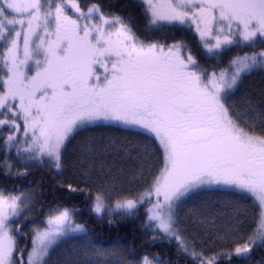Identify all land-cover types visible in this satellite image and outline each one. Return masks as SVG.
I'll return each instance as SVG.
<instances>
[{"label":"snow or ice","instance_id":"1","mask_svg":"<svg viewBox=\"0 0 264 264\" xmlns=\"http://www.w3.org/2000/svg\"><path fill=\"white\" fill-rule=\"evenodd\" d=\"M256 75L264 0H0V264H244L264 249ZM34 170L63 195L42 203ZM75 200L146 245L97 247Z\"/></svg>","mask_w":264,"mask_h":264},{"label":"trees","instance_id":"2","mask_svg":"<svg viewBox=\"0 0 264 264\" xmlns=\"http://www.w3.org/2000/svg\"><path fill=\"white\" fill-rule=\"evenodd\" d=\"M118 5L130 4L131 0H114ZM123 11V8L121 9ZM125 15L132 16V23L139 25L140 21L136 17L133 10L128 9L125 11ZM250 87L258 89L264 86L262 83V77L259 75L254 76L249 82ZM5 183V178L0 176V184ZM25 186H34L38 197L42 198V203H51L53 200L59 199L66 189H60L57 184L54 183L53 177L43 170H34L26 180L21 181ZM11 187V183H8ZM83 209L82 215L78 214V218L87 222L92 239L97 243V247H103L111 249L112 247H124L135 245L137 250H142L146 245V238L143 236L139 226V221H120L109 224L107 219H98L94 216L90 217L87 208L79 200L73 201ZM150 245V242L148 244ZM154 251H158L163 255L164 259H168V248L165 244L157 242ZM173 259L175 257L173 256ZM244 264H264V249H257L252 252L249 259Z\"/></svg>","mask_w":264,"mask_h":264},{"label":"rangeland","instance_id":"3","mask_svg":"<svg viewBox=\"0 0 264 264\" xmlns=\"http://www.w3.org/2000/svg\"><path fill=\"white\" fill-rule=\"evenodd\" d=\"M107 249V248H106Z\"/></svg>","mask_w":264,"mask_h":264}]
</instances>
